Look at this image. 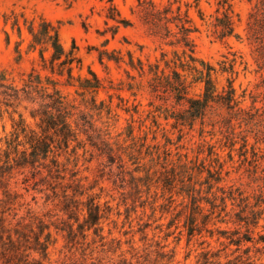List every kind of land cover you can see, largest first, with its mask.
<instances>
[{
  "label": "trees",
  "instance_id": "obj_1",
  "mask_svg": "<svg viewBox=\"0 0 264 264\" xmlns=\"http://www.w3.org/2000/svg\"><path fill=\"white\" fill-rule=\"evenodd\" d=\"M233 1L216 0L206 22L222 40L242 39ZM245 1L247 43L261 78L256 90L239 93L237 65L248 69L241 53L224 56L219 68L197 56L199 27L190 11L197 8L204 20L201 0H137L159 57L104 48L98 59L107 70L110 62L123 68L117 89L149 95L140 120V103L119 95L115 107L113 95L98 97L106 86L94 70L75 75L81 59L76 46L65 49L59 26L25 20L28 49L51 74L33 68L19 84L0 71V113L12 121L0 138V264H53L60 240L58 264H176L167 242L173 234L187 244L201 239L195 264H264V0ZM110 19L113 38L121 25H132L115 5ZM218 73L227 74L222 85ZM63 84L75 86L74 98ZM118 109L131 116L120 128ZM94 161L91 178L84 171ZM122 216L123 236L106 233L105 225L117 228ZM215 235L220 247L206 239Z\"/></svg>",
  "mask_w": 264,
  "mask_h": 264
},
{
  "label": "rangeland",
  "instance_id": "obj_2",
  "mask_svg": "<svg viewBox=\"0 0 264 264\" xmlns=\"http://www.w3.org/2000/svg\"><path fill=\"white\" fill-rule=\"evenodd\" d=\"M112 5L118 8L123 17L132 22V25L129 26L121 25L114 38L112 37V29H114L112 26L116 22L110 19L108 24L106 23L107 12ZM199 8L204 13V20L201 19L197 8H192L190 11L191 17L199 27V31L193 35L197 56L219 68V62L224 59V56H229L231 52L236 51L241 53L248 63V69L243 70L244 65H237L240 74L235 79L234 84L239 93L244 88L256 90L255 84L260 80L261 73L254 72L256 64L252 58L246 38V27L251 4L245 0L233 1L236 30L242 36V39L230 37L222 40L208 28L206 22L215 11L216 0H201ZM41 18H45L59 26L60 39L66 50L76 46V52L81 59V66L75 68V75L86 76L89 74V69H92L105 81L106 89H102L99 92V98L109 100V96L113 95L112 102L115 107L119 103L121 104L119 95L128 101V105L132 106L140 103L139 108L142 117L140 118L136 114L135 119L140 120L146 117V111L149 109V95L145 91H141L135 97L127 90L117 89L120 87V80L126 79L123 68H118L113 62H110V69L107 70L98 59L99 50L104 48L121 50L123 53L131 50L135 56H140L144 60L149 58V60L155 61V58L159 57V51L155 50L157 42L153 36L147 33L146 27L141 21L137 9V0H76L71 5L64 0H0V71L4 70L6 72L9 82L14 81L20 84L22 78L33 68L40 70L43 74H51L48 69L43 67L38 51L28 49L30 34L25 25V20L37 23ZM17 21L21 26V32L14 25ZM106 38H109L110 42L107 46H103ZM140 45L144 46L143 51H141ZM18 49L21 52V57H19ZM54 76L57 77V75ZM226 76L227 74L218 73L219 85L226 82ZM61 87L64 93L68 94L70 98H74L75 86L63 84ZM199 89L200 86H197L194 90L195 93H199ZM248 102L245 104H248ZM118 111L121 115L118 123L120 128L126 124V120L131 116L122 109H118ZM149 122L148 120L147 123ZM162 122L165 125L164 120ZM136 125H138V122H136ZM11 128L12 121L10 117L7 114L2 117L0 113V138L6 132H9ZM166 128L174 133L172 134L174 138L177 136L178 131L171 130L170 124L166 125ZM192 139V134H185V143L188 144L189 140ZM95 166L96 162L94 161L90 165V169L85 170L84 173L92 178ZM234 176L233 174L232 177ZM102 184L107 186L108 180ZM112 218L117 219L116 215H112ZM123 219V216L118 218L117 228L114 227L113 223L106 224V233L109 228H112L113 236H123L121 232L128 228V224L122 228ZM165 221L166 219L163 220V222ZM134 228L136 229V225ZM149 233L153 235V231H149ZM158 234L161 237L164 236V232H158ZM217 237L215 235L206 239L212 246L220 247ZM200 241L201 239L194 238L190 244H187L186 236H183L178 241L176 234L171 235L167 242L169 248L175 247L176 249V260L178 261L176 264H195L196 255L202 248ZM62 243L63 241L60 240L51 250V261L53 264H58L57 260L62 256L60 253ZM187 253L190 254L185 259Z\"/></svg>",
  "mask_w": 264,
  "mask_h": 264
}]
</instances>
